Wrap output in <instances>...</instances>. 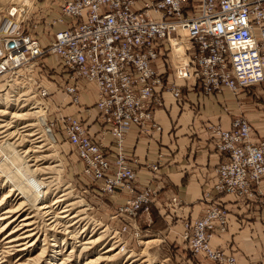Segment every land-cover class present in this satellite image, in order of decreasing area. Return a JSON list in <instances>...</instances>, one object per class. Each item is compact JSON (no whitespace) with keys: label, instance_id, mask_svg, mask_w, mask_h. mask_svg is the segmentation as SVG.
I'll list each match as a JSON object with an SVG mask.
<instances>
[{"label":"built area","instance_id":"2783aa9c","mask_svg":"<svg viewBox=\"0 0 264 264\" xmlns=\"http://www.w3.org/2000/svg\"><path fill=\"white\" fill-rule=\"evenodd\" d=\"M56 5L57 16L42 17V36L35 23L33 29H20L22 18L10 22L12 28L0 37V94L41 100L46 110L56 92L80 105L82 92L94 87L100 132L110 134L109 143L91 135L78 116L56 117L50 126L62 130L86 182L101 194L125 195L110 218L126 216L133 222H124L122 230L103 226L112 233L109 240L124 249L121 232L131 224L136 229V217L149 213L157 194L150 183L137 187L126 133L131 128L141 134L161 131L154 118L161 93L170 92L180 102L181 82L205 94L228 89L234 96L264 85V0H57ZM16 13L13 8L10 15ZM47 57L55 63H47ZM167 63L170 75L160 69ZM208 131L222 159L203 190L204 212L183 222L179 235L193 255L237 264L232 254L210 243L229 222L219 196L264 209V137L253 140L243 115L229 128L215 123ZM160 162H150L152 176ZM177 203L172 197L169 204Z\"/></svg>","mask_w":264,"mask_h":264},{"label":"crops","instance_id":"0c3cea01","mask_svg":"<svg viewBox=\"0 0 264 264\" xmlns=\"http://www.w3.org/2000/svg\"><path fill=\"white\" fill-rule=\"evenodd\" d=\"M44 2L46 6L40 15L45 18L57 16V0ZM160 69L170 75L172 66L167 63ZM188 83L181 82L180 102L170 92L161 93L163 103L154 112L161 131L141 134L131 128L125 137L127 155L135 161L132 164L137 174L136 185L141 188L150 183L156 188L151 209L164 216L167 237L178 243L182 242L179 234L183 222L193 221L204 212L203 190L210 186L213 170L222 159L211 141L208 126L217 123L229 128L233 118L243 115L251 124L253 140L264 137V101L254 92V87L234 96L228 89L205 94L199 86ZM257 87L263 89L264 85ZM95 97L92 86L82 92L80 105L70 103L66 95L56 92L50 99V108L54 109V119L62 115L80 117L91 135L109 143L110 134L102 136L100 132L102 125L94 107ZM57 136L66 141L62 130H57ZM75 157L78 161L76 153ZM158 158L161 162L156 175L152 176L149 164ZM124 197L122 193L112 195L118 203ZM172 197L178 199L175 206L169 204ZM219 198L228 210L229 222L224 232L212 236L211 245L232 254L237 264H264V209L258 204L244 205L229 194ZM203 260L205 264H214Z\"/></svg>","mask_w":264,"mask_h":264},{"label":"rangeland","instance_id":"374dc122","mask_svg":"<svg viewBox=\"0 0 264 264\" xmlns=\"http://www.w3.org/2000/svg\"><path fill=\"white\" fill-rule=\"evenodd\" d=\"M45 6L44 0H0V37L5 35L1 32V29L4 26V23H6V20H8L10 23L14 22V20H21L22 18H24V20L21 23L20 29H33L35 23V29L41 34L43 18L40 14L43 13ZM13 8L18 9V13L15 15H10ZM45 61H47L49 64L55 63L51 57H47ZM256 87L253 88L255 90L254 92H257L264 101V88H260L258 90ZM0 91H2V89H0ZM27 94L28 93H26V95ZM40 101L41 100H38L34 103L33 98H20L17 97L16 94H10L9 91L6 95L4 92H1L0 94V110L2 109L8 113L5 116L0 117V125H5L7 123L9 126L0 129V201H2L1 198H4V195L8 194L10 187L14 186V184L16 185L17 183L20 184V187L18 186L17 191L12 193V196L7 198L8 201L6 204H2L0 207V214L4 209L14 207V203H16V201L26 200L27 198L31 199V201H28V204L23 208L24 210L18 213L19 216H16V222L0 232V249L2 250V252L0 250V254L3 256L2 259L4 260L3 261L1 259L0 264H18L19 262H27L26 264H32L34 262L33 264H35L34 260H31L32 262H30L27 259L34 258L40 252L43 239L45 238V227L42 226L44 224L43 218H41L42 220L39 219L41 224L39 225L38 223V227L40 226L39 228L41 231L37 246H34L32 250L25 254H9L3 252L7 249L4 247L8 245L5 243V241L8 240L10 236H17V233L8 236V233L13 230L16 225L20 224L18 221L24 217V215L35 214V208L37 206H41L43 203L50 205L55 201L54 199H57V197L63 193H67L65 196L66 200L59 207H57L58 204L53 207L54 213L57 214L62 206L72 203L73 209L71 216L76 215V218H73L70 222L74 223L79 218L80 222L68 229L72 232L71 234H73V236L75 235V239L67 240V244L65 246L63 245V240H65L66 236L60 238L59 236H61V234L57 233L59 239H57L58 243L56 244L54 250L61 254H58L55 256V258H47L45 259V262L50 264H59L61 260L66 259L71 254H73L71 255L73 258L74 256L77 257L78 253L77 255L75 253H69L71 246L77 245L76 241L81 240L82 237L84 240H86V238L94 239L100 237V241L98 245H96L93 252H91V250L85 252L86 254L84 253L81 257L75 258L74 261L71 260L70 264H85L88 259H94V257H96L95 255L103 253L105 250L113 247V245L114 247L117 246V248L113 252H110V254L116 252H120L121 254L115 255L118 256V258L114 262L104 261L101 264H128L129 262H126V256L129 255L132 256L130 261L134 260L132 264L204 263V260L201 256H192V253L184 246L183 242L178 243L176 239H170L167 237L168 231L166 227L168 226L164 221V216L158 214V212L152 211L151 206L153 203L150 204V210L148 214H140L136 217V229H132L131 224L126 228L125 231L121 232L120 238L125 241L126 244L124 249L121 248V243H117V241L112 242L111 238L109 240V235L112 233H108L107 229L103 228L104 225H108V228H111L112 226H118L122 230V225L124 222L132 223L133 220H129L126 216H121L118 219L110 218L111 214H113L114 210L121 204V202H115L112 196L101 194L97 189L94 188L93 184H89L81 177V164L76 160L75 153L70 148V146L67 145L66 141L62 139V137L60 138V136H57V131H55L52 126H50V122L54 119V109L52 111L49 106V108L45 110V107ZM47 102L50 105V101ZM30 108L31 110L28 111ZM36 110H44L42 116H46V119L43 120L42 117L38 118L34 116H18L23 111L33 112ZM25 117H27L26 120H24ZM33 120H35L36 123L41 121V123L32 129L38 133L35 138L43 135L44 137L42 138L44 139V142H42V144H46L42 148V152L35 153L34 155L39 157L41 156L43 158L42 161L38 162L39 167L48 168L44 169L45 172L42 170L43 173L36 172L35 176L27 172L32 170V168H26L30 162H25L28 160V158L22 154L25 149H32L30 143L34 137L26 136L27 132L22 133V129H20L21 126H24V124L32 122ZM46 127H50L52 129V131H50V137L45 132ZM6 129L8 131H6ZM25 138L26 140L29 138L28 140H30V142L26 143ZM25 193H27L26 196L21 199L20 195ZM98 223H101V225L99 227L97 226V228L95 225ZM60 229H57L58 232ZM102 231L104 232L102 233ZM132 233L135 235L138 234L139 236L134 237ZM154 239L158 240L149 244L142 243Z\"/></svg>","mask_w":264,"mask_h":264},{"label":"bare ground","instance_id":"6f19581e","mask_svg":"<svg viewBox=\"0 0 264 264\" xmlns=\"http://www.w3.org/2000/svg\"><path fill=\"white\" fill-rule=\"evenodd\" d=\"M6 23H4V26L2 27L1 29V32L2 33H6L7 30L10 28H12L10 26V23L8 20L5 21ZM180 50V48L178 46L175 47V52H178ZM26 95V93H23V95ZM43 105V103H42ZM45 107V105H43ZM23 107V106H22ZM31 110L28 109V111ZM24 112V111H23ZM21 113L19 114L18 116L22 117V116H34V117H42L43 120L46 119V116H42V114L44 113V110L43 111H40V110H36V111H33V112H24V113ZM7 113V111H4V110H0V117L2 116H5ZM15 114V113H13ZM17 116V115H16ZM27 117L24 118V120H26ZM19 119H22V118H19ZM31 119V118H29ZM6 123V122H5ZM11 123V122H10ZM25 123V122H24ZM39 123H41V121H39L38 123L35 122V120H33L32 122H29V123H26L24 124V126H21L20 129H22V133L23 132H27V135L28 137H34V139L31 140V147L32 149L28 148V149H25L22 154L28 158L27 161L25 162H30L26 168H32V170L30 171H27L28 173H30L31 175H34L36 174V172H42V170L44 171V169H48L47 167H39V163L40 161L43 160V158L40 156H35L34 154L35 153H40L42 152V148L46 145V144H42V142H44V139L42 137H44L43 135L41 136H38L35 138V136L38 134L37 132H35V130L33 131L32 129L38 125ZM7 123L4 125V124H1L0 125V129H3L5 127H7ZM9 127V126H8ZM8 129V128H7ZM6 129V131H8ZM46 134L50 137L51 134H50V128L46 127ZM37 131V130H36ZM3 132V131H2ZM5 132V131H4ZM17 132V131H16ZM17 135V134H16ZM25 135V134H24ZM12 136V134H11ZM14 136V135H13ZM1 137V136H0ZM20 137V135H19ZM25 137V136H24ZM23 138V137H21ZM29 139V138H28ZM26 140V143L27 142H30V140ZM36 139V140H35ZM39 145H38V144ZM22 144V143H20ZM34 144H37V145H34ZM45 158V157H44ZM3 160V159H2ZM26 160V159H25ZM58 165V164H57ZM59 166V165H58ZM49 167V165H48ZM55 167V166H53ZM57 167V166H56ZM50 169V168H49ZM26 172V173H27ZM45 172V171H44ZM43 173V172H42ZM24 174V173H23ZM38 174V173H37ZM39 175V174H38ZM37 176V175H36ZM25 177V175H24ZM22 178V176H21ZM27 178V177H26ZM31 180V179H29ZM41 181V180H40ZM32 183V182H31ZM51 184V183H50ZM47 185V184H46ZM45 185V186H46ZM18 186L20 187V184H14V186L10 187L9 188V191H8V194L7 195H4V198H1L2 201H0V207L2 206V204H6V202L8 201L7 198H9L10 196H12V193H15L18 189ZM41 186V185H40ZM50 187V186H49ZM68 191V190H67ZM70 191V190H69ZM27 192V191H26ZM68 193H71V192H68ZM27 193L25 194H21L20 195V198L22 199L23 197L26 196ZM66 194L67 193H63L61 194L59 197H57V199H54L55 201L53 203H51L50 205H47V204H44L41 205V206H37L35 208V214H28V215H24V217H22L18 222L20 223L19 225H16V227L11 230L9 233H8V236L14 234V233H17V236H10L8 240L5 241V243H7L8 245H6L4 248H7L6 250H4L3 252L5 253H9V254H14V253H22V254H25L27 252H29L30 250H32L34 248V246L36 247L37 246V243L39 241V237H40V226L38 227V223L39 225L41 224V222H39V219L43 218L44 220V224L42 225L43 227H45V238L43 239V244L41 246V249H40V252L37 254V256H35L34 258H28L27 260H29L30 262H32L31 260H34L35 261V264H50L48 262H45V259L47 258H55V256H57L58 254H61L59 253L58 251H55L54 248L56 246V244L58 243L57 242V239L58 238V234L57 233H60L61 236H59L60 238L61 237H65V240H63V245L65 246L67 244V240L69 239H75V235L73 236V234H71L72 232L70 230H68L70 227H72L73 225H76L80 222V218L78 220H76L74 223L70 222L73 218H76V215H72L71 216V213H72V209H73V204L70 203V204H66L64 206H62L60 208V211L56 214L54 213V209L53 207L58 204L57 207H59L65 200H66ZM19 196V195H18ZM19 198V200H20ZM15 200V199H14ZM28 201L30 202L31 199H26V200H20V201H16V203H14V207L12 208H7V209H4L2 211V213L0 214V232L4 229H6L8 226L12 225L13 223L16 222L17 218L16 216L18 215V213H20V211L24 210L23 208L28 204ZM15 202V201H14ZM45 202V201H44ZM78 203V202H77ZM76 203V204H77ZM30 204V203H29ZM34 204V203H33ZM28 211V210H27ZM30 211V210H29ZM27 213V212H26ZM19 216V215H18ZM78 216V215H77ZM45 218V219H44ZM82 219V218H81ZM42 220V219H41ZM43 222V221H42ZM70 222V223H69ZM72 223V224H71ZM99 227V226H98ZM97 227V228H98ZM42 228V227H41ZM61 228V229H60ZM60 229V231L58 232V230ZM43 230V228H42ZM74 230V229H73ZM97 232V231H96ZM104 231H102L103 233ZM84 233V232H83ZM82 233V234H83ZM68 235V236H67ZM78 235V234H77ZM81 235V234H80ZM83 236V235H82ZM100 236V235H99ZM69 237V238H68ZM80 237V236H79ZM78 237V238H79ZM102 237V236H101ZM83 238V237H82ZM79 240V241H76L77 242V245H73L71 246V250H70V254L71 253H75L77 255V257H81L85 252L91 250V252L94 251L96 245H98L99 241H100V237L98 238H94V239H90V238H86V240L82 239ZM85 238V237H84ZM64 239V238H63ZM158 240V239H157ZM157 240H150V241H147V242H142L143 244H149V243H152V242H156ZM50 241V242H49ZM62 242V241H61ZM116 243V242H115ZM119 246V245H118ZM3 248V247H1ZM117 246L114 247H111L107 250H105L103 253L101 254H97L95 255L96 257H94V259H88L85 264H101L102 262L106 261V262H114L118 256H115V255H120L121 253L120 252H116V253H113V254H110V252H113L114 250H116ZM1 250V249H0ZM54 250V251H53ZM2 252V250H1ZM12 252V253H10ZM68 254V255H70ZM74 254V255H75ZM86 254V253H85ZM1 255V254H0ZM73 255V254H71ZM68 256L66 259L64 260H61L59 262V264H70V261L71 260H75V258H77L76 256ZM6 256V255H5ZM132 256H126V262H129L128 264H132L133 261L131 259ZM3 258V256L1 255L0 256V260ZM70 258V259H69ZM3 260V259H2ZM19 260V259H17ZM16 260V261H17ZM54 260V259H53ZM4 261V260H3ZM1 262V261H0ZM27 262L25 263H18V264H26ZM34 263V262H33ZM32 263V264H33ZM2 264V263H1ZM14 264V263H13ZM17 264V263H16ZM30 264V263H29ZM53 264V263H52ZM105 264V263H104Z\"/></svg>","mask_w":264,"mask_h":264}]
</instances>
